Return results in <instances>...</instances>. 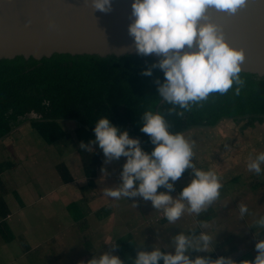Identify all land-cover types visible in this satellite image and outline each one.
<instances>
[{
	"label": "clouds",
	"instance_id": "clouds-1",
	"mask_svg": "<svg viewBox=\"0 0 264 264\" xmlns=\"http://www.w3.org/2000/svg\"><path fill=\"white\" fill-rule=\"evenodd\" d=\"M94 11L109 13L112 0H85ZM249 5V0H134L129 36L135 52L141 56L155 55L158 60L142 71L152 76L153 69L164 73V80L155 81L163 102L173 107L169 114L183 116L193 105L207 101L213 93L227 94L234 89L239 96L246 84L241 73L246 61V51L236 48L227 39L225 26L215 19L216 13L227 17L236 16ZM50 28H55L50 21ZM179 107L184 111H176ZM95 139L81 141L82 151L92 152L95 146L103 152L104 164L126 158L121 180L117 188H105L104 195L114 200L140 197L151 201L156 210H162L169 224H175L185 213L199 216L206 212L221 195L222 177L212 169L202 170L193 163L194 142L182 132L170 131L165 116L146 110L142 114L141 132L148 135L155 146L149 153L141 146L139 138H132L127 130L121 131L108 117L96 121L93 129ZM264 152L247 162V170L257 176L264 173ZM192 170L194 178L174 198V184L184 172ZM101 171H104L102 167ZM166 191H158L160 188ZM239 214H249L248 206L241 202ZM254 227L264 229V216L259 217ZM201 229H208L207 221L200 222ZM173 251L140 250L131 264H264V238L255 244L254 260L236 261L232 257L197 255L213 249V236L208 231L196 235L181 232L172 238ZM116 245H113V249ZM81 264H125L120 256L105 251Z\"/></svg>",
	"mask_w": 264,
	"mask_h": 264
},
{
	"label": "crops",
	"instance_id": "crops-1",
	"mask_svg": "<svg viewBox=\"0 0 264 264\" xmlns=\"http://www.w3.org/2000/svg\"><path fill=\"white\" fill-rule=\"evenodd\" d=\"M28 130L24 145L18 148L17 163L8 154L0 156V264H81L105 251L131 264L129 258L134 260L140 250L160 247L173 251L172 238L193 231L196 235L208 231L213 236V249L207 253L192 251V258L255 259V244L264 238L254 227L264 216L261 186L255 197L245 178L222 180L220 198L206 212L199 216L186 212L175 224H169L151 201L140 197L114 200L104 195L105 188H117L122 183L125 157L105 165L97 146L93 149L98 156L96 173L89 174L83 161L89 152L78 145L55 157L51 148L57 143L47 142L33 126ZM76 136L80 141L77 132ZM59 158L60 162H55ZM225 162L234 172L230 159ZM244 171H248L246 166ZM188 174H192L190 170L184 172L180 183L175 182L171 192L174 198L183 190ZM246 174L264 184L262 176ZM68 177L71 180H66ZM241 202L249 208L244 218L238 209ZM254 205L256 211L251 209ZM201 221H207L210 228L201 229Z\"/></svg>",
	"mask_w": 264,
	"mask_h": 264
},
{
	"label": "trees",
	"instance_id": "trees-1",
	"mask_svg": "<svg viewBox=\"0 0 264 264\" xmlns=\"http://www.w3.org/2000/svg\"><path fill=\"white\" fill-rule=\"evenodd\" d=\"M157 60L138 54L103 57L70 53L42 59L23 55L0 58V139L34 113L32 126L47 142L64 138L66 132L59 121L71 119L78 123L80 141L87 143L95 139L96 121L106 116L121 131L139 138L142 148L150 153L155 146L141 132L146 110L161 112L170 131L182 133L213 127L225 118L264 117V76L245 71L241 76L246 84L239 96L234 95V89L224 95L213 93L190 111L177 107V112L184 111L183 116L169 114L173 106L162 101L155 83L157 79L163 82L164 73L157 68L152 76L141 74ZM83 161L87 173H96V152H89Z\"/></svg>",
	"mask_w": 264,
	"mask_h": 264
},
{
	"label": "water",
	"instance_id": "water-1",
	"mask_svg": "<svg viewBox=\"0 0 264 264\" xmlns=\"http://www.w3.org/2000/svg\"><path fill=\"white\" fill-rule=\"evenodd\" d=\"M133 2L112 0V11L104 13L85 0H0V58L137 54L128 31ZM214 15L231 45L245 49L243 71L263 77L264 0H249L236 16ZM50 21L55 28L49 27Z\"/></svg>",
	"mask_w": 264,
	"mask_h": 264
},
{
	"label": "rangeland",
	"instance_id": "rangeland-1",
	"mask_svg": "<svg viewBox=\"0 0 264 264\" xmlns=\"http://www.w3.org/2000/svg\"><path fill=\"white\" fill-rule=\"evenodd\" d=\"M32 118H35L34 113L23 118L10 133L0 139V156H6L8 154L9 158L13 159L16 163L17 160H20V155L17 151L19 146L22 147L24 145L23 141L25 134L29 132L28 129L32 126ZM59 122L65 130L66 135L64 138L58 140L56 142L57 144H52L53 148H51V150L55 157L58 156L62 150L73 149L75 148L74 146L80 145V141L76 136L77 123L71 119L60 120ZM184 134L186 138L194 142L195 156L193 163L196 165V168L202 170H215L221 175L223 182H236L240 181L239 179L241 178H245V181L249 183L248 186L252 189L255 197L259 195L260 186V194H262L264 190L262 180L247 175L246 173L251 175H255V173L244 171V167L247 165L250 158L254 159L260 152H264V117H249L236 120L227 118L213 127H195L186 131ZM42 141L44 140L42 139ZM42 146L46 147L47 144L42 142ZM226 159H230V162L234 166V172L231 168H226ZM60 160L59 158L55 162L59 163ZM261 168L264 169V164L261 165ZM190 172L192 173V170ZM260 176L264 179V173ZM193 178L194 176L192 174H188L184 187H186ZM183 180L185 181V179ZM178 183L180 182L178 181ZM251 209L254 211L257 210L255 205L251 207ZM257 229L259 231L258 234L262 236L264 234V229ZM252 239L256 243V237L252 235Z\"/></svg>",
	"mask_w": 264,
	"mask_h": 264
}]
</instances>
